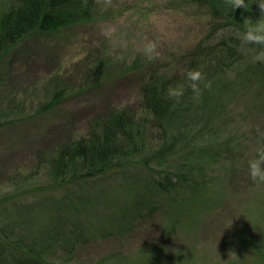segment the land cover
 I'll list each match as a JSON object with an SVG mask.
<instances>
[{"label":"rangeland","instance_id":"1","mask_svg":"<svg viewBox=\"0 0 264 264\" xmlns=\"http://www.w3.org/2000/svg\"><path fill=\"white\" fill-rule=\"evenodd\" d=\"M8 1L0 0V10ZM255 2L245 0L249 7L242 8L246 28L264 20ZM224 34L211 31L208 10L194 0H111L92 21L22 41L0 69V196L17 193L22 187L13 183L24 185L21 179L32 172L41 176L43 156L85 135L96 112L137 110L140 75L154 69L169 74L196 43ZM149 41L160 53L154 61L143 54ZM100 61L102 82L89 90V72ZM58 89L65 95L61 104L38 113ZM229 118L222 136L227 150L210 167L218 188L207 193L215 201L223 197L220 207L212 203L207 214H200L197 205L176 206L153 191L148 170L132 163L97 177L76 200H39L23 214L15 235L54 234L49 251L55 260L63 258L60 262L66 259L59 245L79 235L70 264H119L115 256L142 263L141 252L158 245L167 248L154 255L150 249L146 264H174L177 255L182 259L175 264H256L254 246L264 245V194L251 203L260 186L251 180L248 165L264 146V79L237 100ZM232 169L242 177L237 190L229 183Z\"/></svg>","mask_w":264,"mask_h":264},{"label":"trees","instance_id":"2","mask_svg":"<svg viewBox=\"0 0 264 264\" xmlns=\"http://www.w3.org/2000/svg\"><path fill=\"white\" fill-rule=\"evenodd\" d=\"M104 1L87 0L86 6L83 0L8 1L0 10V69L25 39L92 21ZM194 1L208 10L211 31L214 34L225 31V34L217 41L209 42L211 37L208 36L207 40L196 43L178 58L175 70L169 74L154 69L140 75L137 110L108 107L96 112L88 121L85 135L68 139L56 146L53 153L43 156L41 176L38 171L32 172L21 179L24 185L19 187L13 183L22 187L17 193L0 196V264H70L81 237L74 234L62 241L59 248L66 260L60 262L63 258L55 260L49 251L54 247L49 245L55 240L54 234L49 236L27 230L23 239L15 235L16 229L23 224V214L34 209L39 200H76L81 197L82 189L97 177L111 171L119 172L132 163L150 172V185L164 200L176 206L197 205L200 214H207L212 203L220 207L223 197H216L218 201L207 197V193L218 188L210 167L227 150L224 148L227 141L222 136L235 103L251 87L263 82L264 63L253 62L252 54H245L241 46L239 36L247 29L242 8L232 11L223 0ZM245 47L261 50L259 45ZM103 64L98 62L89 72L92 80L89 90L101 84ZM193 69L201 71L206 80L211 81L210 89L201 85L202 95L198 98L186 78V72ZM169 86L184 88L185 94L179 103L167 97ZM64 98L62 89L55 90L38 113L59 106ZM153 141L157 147H150ZM171 161L173 164L169 165ZM230 174L233 179L229 183L233 182L232 189L237 190L236 184L242 177H236V169ZM261 185L251 203L263 199L264 184ZM152 247L147 246L148 250L141 252L142 263L131 262L128 258L122 261L117 256L115 261L146 264L145 257L150 249L154 255L167 245ZM254 252L256 264H264V245L254 246ZM181 259L177 255L173 263Z\"/></svg>","mask_w":264,"mask_h":264},{"label":"clouds","instance_id":"3","mask_svg":"<svg viewBox=\"0 0 264 264\" xmlns=\"http://www.w3.org/2000/svg\"><path fill=\"white\" fill-rule=\"evenodd\" d=\"M225 6L229 7L232 11L235 9L243 8L247 10L249 7L245 0H223ZM258 7L261 11V17H264V0H256ZM84 6L87 5V0H83ZM105 4L110 5L111 0H105ZM241 46L245 54H252L253 62L264 63V20H259L255 25L247 27L246 31L239 36ZM251 45H259L261 50L257 51L253 47H245ZM143 54L150 60L154 61L159 58L160 53L157 51L156 42L149 41L144 45ZM186 78L191 83L189 85L195 97L202 95L201 85L204 88H211V81H207L205 75L199 70H188ZM184 88L182 86L172 87L169 86L166 95L169 99H175L177 103L180 102L184 96ZM249 176L254 184H264V146L257 149V158L249 161Z\"/></svg>","mask_w":264,"mask_h":264}]
</instances>
